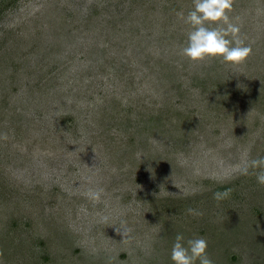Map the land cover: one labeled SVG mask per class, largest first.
I'll return each mask as SVG.
<instances>
[{"label":"rangeland","instance_id":"rangeland-1","mask_svg":"<svg viewBox=\"0 0 264 264\" xmlns=\"http://www.w3.org/2000/svg\"><path fill=\"white\" fill-rule=\"evenodd\" d=\"M193 7L0 0V264H172L178 232L264 264V185L235 170L264 155V0H233L239 65L181 55Z\"/></svg>","mask_w":264,"mask_h":264},{"label":"clouds","instance_id":"clouds-1","mask_svg":"<svg viewBox=\"0 0 264 264\" xmlns=\"http://www.w3.org/2000/svg\"><path fill=\"white\" fill-rule=\"evenodd\" d=\"M233 11V0H194V7L185 15L184 11L177 12V16L190 25L187 40L181 48V55L193 62L210 58L220 59L224 63L239 65L247 60L252 53L250 44L241 38V24L234 22L230 15ZM238 20V18H236ZM239 175H254L256 182L264 185V155L251 158L245 152L235 165ZM102 187H90L85 196L93 203L103 197ZM231 189H224L213 193L217 201L229 197ZM189 214L202 215L196 209L189 208ZM105 222L108 216L102 218ZM120 233L125 240L133 239L132 229L126 221L120 225ZM208 241L205 237L195 235L186 238L184 233H176L170 250L172 264H215L208 254Z\"/></svg>","mask_w":264,"mask_h":264}]
</instances>
